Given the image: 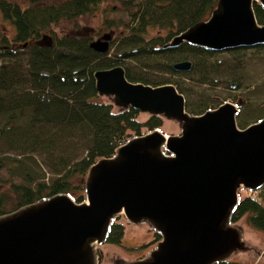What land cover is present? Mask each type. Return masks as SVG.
<instances>
[{"label":"water","instance_id":"95a60500","mask_svg":"<svg viewBox=\"0 0 264 264\" xmlns=\"http://www.w3.org/2000/svg\"><path fill=\"white\" fill-rule=\"evenodd\" d=\"M257 3L264 9V0H217L207 18L163 46L264 45ZM111 39L106 31L89 45L105 53ZM172 65L189 71L193 62ZM93 77L97 93L115 106L174 120L179 132L156 127L122 140L87 170L83 200L58 192L0 214V264H102L101 245L119 215L146 223L160 238L146 255L115 257L112 264H213L250 249L232 217L241 189L264 185V116L238 126L241 100L191 113L174 83L132 81L121 64L96 69Z\"/></svg>","mask_w":264,"mask_h":264},{"label":"trees","instance_id":"16d2710c","mask_svg":"<svg viewBox=\"0 0 264 264\" xmlns=\"http://www.w3.org/2000/svg\"><path fill=\"white\" fill-rule=\"evenodd\" d=\"M104 1L37 0L24 5L18 0H0V135L6 151L43 155L56 173L49 183L36 180L37 175L26 170L21 157L2 152L0 170L13 166V172L22 174L26 182L10 183L13 196L0 190V214L42 196L58 192L70 195L74 181L86 176L93 162L115 152L127 136L126 129L141 133L137 109L120 108L107 98L100 99L93 77L96 69L121 64L128 79L153 85L165 81L135 72L131 61L148 67L157 61V70L175 73L173 62L191 59L192 69L182 73L188 77L199 74V81L207 83L219 72V65L210 60L218 51L188 43L163 46L175 33L207 18L217 0H121L129 19L112 56L90 47L92 38L88 35L53 32L55 25L94 12ZM254 11L258 22L264 23L263 7L257 3ZM107 22L111 26L112 20ZM164 28L168 29L165 36L155 32ZM24 47L28 48L25 53ZM172 83L180 92L187 91L178 80ZM186 105L196 114L208 109L205 103H190L188 98ZM161 122L160 116L150 115L144 125L151 130ZM76 142L83 144L84 156L73 161L75 156L58 154L73 145L76 149ZM243 215L251 226L264 230V185L240 198L232 220ZM124 230L123 222L113 220L106 242L121 244ZM213 264L252 263L227 259Z\"/></svg>","mask_w":264,"mask_h":264},{"label":"rangeland","instance_id":"374dc122","mask_svg":"<svg viewBox=\"0 0 264 264\" xmlns=\"http://www.w3.org/2000/svg\"><path fill=\"white\" fill-rule=\"evenodd\" d=\"M26 5L37 0H18ZM40 2V0H38ZM43 2H60L61 0H42ZM112 20L111 26L107 20ZM129 19L126 9L122 6L121 0H107L100 4L99 8L94 11L79 17H73L69 20H64L53 27V32L56 34H85L94 39L102 33L110 31L112 39L108 56L116 53L115 47L119 42V36L126 30L125 23ZM159 35L165 36L168 34V29L155 30ZM26 48V47H24ZM2 50V49H0ZM28 51V48L22 50L23 53ZM1 52V51H0ZM210 60L218 64L219 72L210 82H200L199 74L194 73L191 77L186 76L183 71L168 72L157 70L159 62H153L152 66H143L139 61H131L132 69L148 78L158 79L166 82H172L175 79L181 82L186 87L185 99L188 98L190 103L203 102L207 108H213L225 101L238 102L239 111L236 116L237 124L243 127L255 120L264 116V46L258 47H242L232 50L218 51L211 56ZM0 59V63H1ZM207 61H209L207 59ZM100 99L106 97L100 95ZM188 108V105H186ZM189 110V108H188ZM203 109L200 111L202 112ZM150 118L149 113L138 112L136 119L141 123L140 131H147V126L144 125ZM161 125L158 126L165 133H178L179 127L176 121L161 117ZM137 134L133 129H126V138ZM80 142H76V149L73 145L68 150H65V157L75 156L80 158L86 154L85 148H82ZM6 151L0 135V156ZM8 156L21 157L25 163L26 170L33 171L37 175L36 180H50L56 176V173L51 171L50 166L45 163L43 155L31 154L28 152L20 153L16 151H6ZM30 168V169H29ZM13 166L2 168L0 170V190H7L13 194L11 190V182H26L24 176L13 172ZM24 172V171H22ZM84 178L76 180L74 189L70 190L71 196H76V199H85ZM248 189H241L239 199L247 194ZM252 195H256L253 192ZM78 197V198H77ZM11 200L8 207L12 206ZM125 224L124 235L121 244L104 242L101 247L104 252L102 264H112V259L122 257L125 259H134L142 257L149 253L155 246L159 238L154 230L149 228L146 223L134 224L124 217L119 215L115 218ZM242 225L245 230L246 242L251 246L248 250L238 251L231 259L249 262L252 264H264V230L251 226L247 221V215L241 216L235 221Z\"/></svg>","mask_w":264,"mask_h":264}]
</instances>
